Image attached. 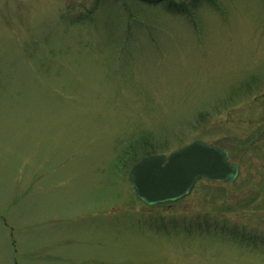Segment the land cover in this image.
Masks as SVG:
<instances>
[{
    "label": "rangeland",
    "instance_id": "1",
    "mask_svg": "<svg viewBox=\"0 0 264 264\" xmlns=\"http://www.w3.org/2000/svg\"><path fill=\"white\" fill-rule=\"evenodd\" d=\"M263 94L264 0H0V264H264ZM136 139L239 177L146 206Z\"/></svg>",
    "mask_w": 264,
    "mask_h": 264
},
{
    "label": "water",
    "instance_id": "2",
    "mask_svg": "<svg viewBox=\"0 0 264 264\" xmlns=\"http://www.w3.org/2000/svg\"><path fill=\"white\" fill-rule=\"evenodd\" d=\"M226 148L198 139L170 155L149 154L130 170L136 195L149 205L179 200L202 178L232 182L238 163L230 162Z\"/></svg>",
    "mask_w": 264,
    "mask_h": 264
},
{
    "label": "trees",
    "instance_id": "3",
    "mask_svg": "<svg viewBox=\"0 0 264 264\" xmlns=\"http://www.w3.org/2000/svg\"><path fill=\"white\" fill-rule=\"evenodd\" d=\"M165 6L169 10H177V8H178V6H176L174 4H171V3H168ZM178 10H179V8H178ZM263 97H264V94H263L262 98ZM138 139L140 140L141 145L146 147V143H148V139H150V138H148L145 135H142V137L141 138H138ZM138 139L131 141L121 151V154H120V157H119L120 159L119 158L117 159L119 162H116L117 170L119 172L126 173V171L129 170V167H131V165L139 159V156H141L143 154H147V153L156 152V150H152V149L148 148L149 150H147V151H146V149H144L145 150L144 152L142 150V154L140 152H139V154H137V151L138 150L136 149V145L135 144H136V142H137ZM204 181L209 182V180H204ZM216 193L217 194H215L212 197L213 199L216 198V196H217L218 198H216V200H218V199L221 200V197H224L225 196V194L219 193V190L216 191ZM208 195H210V194H206V197ZM182 201L183 200H180V201L175 202V203H165V204H161V205H157V206L169 207V206L174 205V204H177V203L179 204ZM240 205L241 204L237 205L236 207H239ZM241 206H244V204H242ZM201 230H202V232L207 233V234H211V235H214V236L215 235L216 236H221L223 238H226V230L223 229L222 227H219V226H211V225L208 224V225H206L205 228H202ZM230 237L231 238H229V239H233V240L238 241L240 243H245V241H242L240 239H234V238H232V235H230Z\"/></svg>",
    "mask_w": 264,
    "mask_h": 264
},
{
    "label": "flooded vegetation",
    "instance_id": "4",
    "mask_svg": "<svg viewBox=\"0 0 264 264\" xmlns=\"http://www.w3.org/2000/svg\"><path fill=\"white\" fill-rule=\"evenodd\" d=\"M144 1H148V2H154V3H160V2H163V1H165V0H144ZM242 144H246L245 142H243ZM249 145H251V144H249Z\"/></svg>",
    "mask_w": 264,
    "mask_h": 264
}]
</instances>
